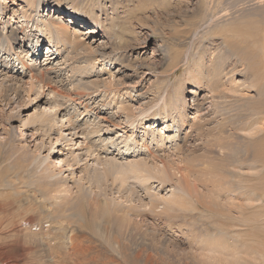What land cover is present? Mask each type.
<instances>
[{
    "label": "bare ground",
    "instance_id": "1",
    "mask_svg": "<svg viewBox=\"0 0 264 264\" xmlns=\"http://www.w3.org/2000/svg\"><path fill=\"white\" fill-rule=\"evenodd\" d=\"M1 1L0 116L2 120L4 114L7 116L5 123L8 128L3 129L0 148L8 150L6 157L14 160L0 161V195L9 190L6 199L0 203V215L3 217L14 209L19 210L23 205L20 198L30 188L36 193L33 196L50 207L44 215L45 219L67 220L75 215L83 220L88 212L92 217L91 229L88 228L97 237L103 238L115 255L107 253L101 244L87 236L69 233L66 246L65 243L60 244L65 252L51 254L61 260L190 264L186 259L193 257L189 258L193 260L192 264H262L264 231L259 232V222L264 217L260 211L264 210V151L246 161L247 148L243 147V154H239L232 138L244 132L241 138H246L250 145H260L259 141L264 140V84L259 85L255 95H249L250 106L238 95L242 90L253 88L252 81L259 77L257 73H264V0H229L222 8L211 0H201L199 12L197 8L193 11L194 22L184 33L189 36V42L182 58L176 60L179 56L174 55L175 59L169 65L171 73L180 64L188 65L176 91L168 95L155 90L153 99L135 109L120 102L116 112L124 115L126 126L123 127H119L111 116H105V113H99L98 108L83 102H76L77 114L73 119L67 102L76 100L72 96L82 98L83 91L91 88L103 92L101 105L115 103L114 96L120 95L118 91L124 82L113 80L114 75L105 66L98 68V58L102 57L105 63L116 62L121 65L120 69H130L126 76L139 72L136 64L128 62L126 55L118 50V45L126 36L121 31L123 27L114 28L122 26L133 10L142 9V0H138L137 4L134 0H104L108 5H103L101 0H62L68 5L53 4L58 16L50 15L49 9L43 13V6L40 10L43 0H38L36 5L34 0H23L19 3L21 6L15 4L16 0ZM9 1L14 5L11 9L7 4ZM251 1H255L254 5L245 8V4ZM5 10L9 12L4 16ZM85 12L92 19L100 14L103 17L83 29L80 19L85 18ZM20 14H23L26 27L12 22ZM67 17L72 18L69 20ZM220 26L233 27L225 30L223 39L208 51L201 48L192 54V42L204 40L208 33ZM99 34L105 39L97 49H93L88 38ZM41 40L47 46V53L39 59L36 54ZM213 43L215 41H211V45ZM26 46H31L30 50L34 52L31 58ZM20 52L22 55L19 57ZM60 52H65V55L55 61ZM59 61L61 66L66 64L64 66L72 72L71 77L75 78L72 89L59 90L53 83L52 71L63 69H58ZM102 72H108L109 78L86 80V77L93 74L99 76ZM237 73L241 77L235 79L233 75ZM227 75L230 78L225 80ZM100 85L101 90L98 88ZM37 89L39 93L35 94ZM32 94H35L37 109L33 112L30 126L34 124L31 130L38 136L42 134L38 141L28 134L23 137V129L28 127L29 120L21 122V116L16 119L13 115L18 99ZM187 94L192 96L196 118L189 116L188 110L192 107L187 102ZM233 110H240L245 115L237 116ZM95 113L97 116H94ZM78 115L83 117L80 124L75 122ZM151 116L155 117L151 126L143 125L141 129L143 143L140 144L137 138H131L134 133L130 134L126 129L139 119L142 121ZM13 122L18 123L16 127ZM159 125H162L160 129L155 128ZM118 128H123L122 134L118 135L119 130L116 136H107V131ZM207 131L212 133L211 136ZM258 132H261L260 135L255 136ZM14 140L17 142L14 143ZM111 150L116 151L115 155L119 158L111 154ZM108 173L112 178L110 188L101 183ZM129 178L131 182L128 183ZM154 183L155 187L165 190L164 193L154 190ZM140 190L143 196L138 194ZM28 204L26 206L30 205L29 208L34 210L37 203ZM248 208L252 212L247 215L245 210ZM98 213L102 215L95 217ZM146 214L157 218L164 214L171 231L175 229L184 236L189 251L179 252L170 239L154 228L152 230L160 237L161 249L152 239L149 243L136 242L137 232L153 238L151 231L142 227L147 222ZM113 215L117 218L112 219ZM172 216L187 217L193 222L185 228V223L173 222ZM201 216L209 218L214 224L211 225L214 228L211 234L195 231V224ZM32 218L29 222L23 221L24 224L30 223ZM4 219L0 218L2 227ZM234 222L252 227V238L245 235L244 227L239 228ZM116 236L125 237L126 246L112 241L111 237ZM167 252H174L176 256L169 259Z\"/></svg>",
    "mask_w": 264,
    "mask_h": 264
},
{
    "label": "rangeland",
    "instance_id": "2",
    "mask_svg": "<svg viewBox=\"0 0 264 264\" xmlns=\"http://www.w3.org/2000/svg\"><path fill=\"white\" fill-rule=\"evenodd\" d=\"M34 1H35V5H36L38 0H34ZM55 2L64 4V5H68V3L66 1H62V0H43V3L41 5L40 10L42 9V6H43V8H44L43 13H45L46 6H49V4H47V3L54 4ZM101 2L104 3L103 5H108L107 1L104 2V0H101ZM200 2H201V0H169V1L168 0H142V4H144V6H142V9L133 10L131 13H129L130 14V15H128L129 18H125V21L122 24V26L119 25V26H115V28H114V30H117V28L120 29L121 27H123L121 29V31L126 36L123 38V42H121L120 45H118V50L123 52L126 55V59L128 62H134L136 64V67H137L139 72L137 74H134V75L126 76L127 73H130V69L126 68L124 70V67H121V69H120L121 65H119V64L117 65L116 62H112L110 64L109 63L110 61H107L105 63L102 61V59H101L102 57L98 58V60L96 61L98 68L105 66L106 68H108L109 73L114 75L115 78H113V80L116 81V79L117 80L120 79L121 81L124 82L123 87H120L119 91H118V92H120V95L114 96V102L115 103L111 104L110 106L101 105L102 102H100V101L103 98V96H102L103 92H100L99 90H93L91 88L89 90L86 89L85 91H83L84 94H83L82 98L78 97V96H72V97L76 98V100L74 102L68 101L67 102V109L73 115V119L75 118V115L77 114L76 108L78 106V103H76V102H83V103L89 104L90 106H93L94 108H98L99 113H103V114L105 113V116H111V119L119 127H123V126H126V124L124 123V119H123L124 115L122 113L116 112V111H118V105L120 104V102H123V104H126L130 108L135 109L136 106H139L142 103H145L148 99H150V100L153 99V96L156 95L155 90H159L160 94H168V95L171 94V95H173L174 92L176 91V87H177L179 80L181 78H183V75L187 71L188 65L186 64L187 65L186 66L185 64H180L174 73L170 72L169 65L171 64L173 59H175V58H173L174 55L179 56L178 58H176V60L182 58V52L186 48V46L188 45V42H189V38H188L189 36L188 35L185 36L184 33H186V31L190 28L191 22H194L193 21L194 20L193 11H196V8H197V13L199 12L198 7L200 6ZM211 2L214 5L219 6V8H222V7L227 6V3L229 2V0H211ZM254 2L255 1L247 2L245 4L246 5L245 8H247V7L251 8V5H254ZM11 3L12 2H10V1H9V3H7L8 6L10 7V9L14 6ZM19 3H23V0H16L15 1V4H19ZM134 3L137 4L138 0H134ZM19 5L21 6V4H19ZM51 6H53V5H51ZM55 6H57V4ZM252 7H254V6H252ZM187 8H189V9H187ZM248 10L249 9H247V11ZM8 12L9 11H6L5 13H3V15L4 16L7 15ZM86 13L87 12H85V16H84L85 18L80 19V21H82V24L80 27L83 29L86 28L87 26H90L94 23H97L98 18L103 17L100 14L98 16V18L92 19L91 16L87 15ZM22 15L20 14L19 16H16L17 20L12 21V22L16 26L18 25V26L26 27L27 24L24 23L25 20L22 18ZM50 15H51V13H50ZM234 15H236V13H234ZM66 19H70V18L67 17ZM253 20H254V17H253ZM71 23L72 22H70L69 25ZM231 27H233V26H220L219 28L214 29V32L208 33L207 38H205L204 40H200L198 42H197V40H194L192 42L193 43L192 54L198 52L201 48L202 49L205 48V50L208 51L209 48H212L214 46V44H216L217 42H220L221 39H223V37H224L223 32H225V30H227L228 28H231ZM31 30H33V29H31ZM100 34H101V32H100ZM100 34L95 35L93 37L89 36V38H88V40H90V43L92 44L93 49H95V48L97 49V46L99 44H102L101 41H103L105 39V38H102V35H100ZM211 37H213V38L210 40ZM220 37H222V38H220ZM111 40H113V38ZM211 41H215V43H213L211 45ZM30 48H31V46L25 47V49H28V50H30ZM40 50H41V52H40ZM210 50H212V49H210ZM105 51H109V49H106ZM131 51H132V53L129 54ZM31 53L33 54L34 52L31 50H30V52H28V55H30V58H31ZM38 53H39V55H38ZM154 53H155V55H152ZM44 54H46L45 48L41 47L37 51L38 58L42 59V57L45 56ZM207 54H208V52H207ZM21 55H22V52L19 53V57ZM64 55H65V52H60L54 58L55 61L57 59H61ZM26 60H29V59H26ZM233 61L234 60L232 59V63H233ZM53 63L55 64L56 62H53ZM59 63H61V62L59 61L57 63V65ZM54 64H53V66H54ZM64 65H66V64H64ZM64 65H62V66H61V64L58 65L59 66L58 69L63 68L64 70L60 69L58 72H55V70L52 71L53 76H54V80H55V82H53V83H55L54 85L59 90H64V89L66 90L67 88L72 89L74 87V84H75L74 83L75 78L71 77L72 75H70V74H72V72L69 71L67 69V67H65ZM239 68H240V66L237 67V69H239ZM109 73L108 72H105V73L102 72V73H100L99 76H96V74H93L91 77H86V78H88L86 80H90V79L91 80H93V79L94 80H96V79H98V80L102 79L103 80V79H106L107 77L109 78V76H108ZM55 75H56V77H55ZM257 76H259V77H257L256 80L252 81V83L254 84L252 89H248V90L246 89V90H242V91L240 90L241 92L238 93L239 98L242 99L243 101H245V104H248V106L251 105V103L249 102L250 98H248L249 95H255V93H256L255 90H257L259 85L264 84V73H257ZM233 77L235 79L236 78L238 79L241 76L237 73V74H234ZM229 78L230 77H228V75H227L225 80H228ZM98 88H100V90H101L102 89L101 85ZM187 88L190 89L191 87H187ZM34 91H35V94L39 93L38 92L39 89L34 90ZM166 91H167V93H166ZM87 92H88V94H87ZM0 94H1V90H0ZM35 94H32L29 97L23 95L22 98L18 99V102L16 103V108L13 111L14 112L13 115L16 119H18L17 118L18 116H21V118H22V120H20L21 122L23 120H26V119L29 120V121L27 120L28 121V123H27L28 127L23 129V132H24L23 137H25V135L28 134V136L30 135V137H32V138L34 137L38 141L40 139V137L42 136V134L40 136H38V134L36 132L31 130L33 127H35V125L32 124L30 126V124L32 123L31 119H32L33 112L35 109H37V103H36L37 101H35ZM86 94H87V96H86ZM199 96L201 97L202 93ZM115 98H117V99L115 100ZM186 99H187L189 106L192 107L191 109L188 110L189 116H193L196 118L195 114H197V112H195L196 109H195L194 105H192V102H191L192 96L190 94H187ZM154 109H157V107H155ZM233 114H235L237 116H244L245 115L240 110L239 111L233 110ZM4 116H5L4 120H2L3 117L0 116V140L2 139V137L4 135L3 129L8 128L6 123H5L7 116L5 114H4ZM94 116H97V113H95ZM237 116H235L236 120H237ZM82 118H83L82 115H80V116L78 115V117L76 118L77 120L75 119L76 121L75 120L74 121L76 123L80 124L83 122ZM154 118H155L154 116H151L149 119H145L142 121H141V119H139V121H137L136 124H134V123L132 124V127H127L128 129H126V130L128 131V133H130V134L134 133V137H131V138H137V141H141L140 135H141V129H142L143 125L145 127L146 126L148 127L149 125L151 126ZM91 119H93V116H91ZM144 121H145V124H143ZM148 121H149V123H148ZM89 123H91V122H89ZM17 124H18L17 122H13V126L15 125V127L17 126ZM81 126H83V125H81ZM161 127H162V125H159L158 127L156 126L155 128L160 129ZM119 130H120V132H118ZM122 130H123V128H118L116 130L114 129V130L107 131L106 134H107V136H111V135L116 136L117 132H118V135L122 134V132H123ZM16 131H17V128H16ZM108 132H110V134H108ZM172 132H174V128H172ZM16 133H17L16 137L18 138L19 132L17 131ZM169 133H171V132H169ZM206 133H209L210 136L212 134L209 131H207ZM260 133L261 132L256 133L255 136L260 135ZM130 134H127V135H130ZM243 135H244V132H239L238 136H236L235 138H232V143L234 145L238 146L237 152L239 154H243V149H244L243 147L247 148L248 157H247L246 161H249V158L251 159L252 157H255L258 152L264 151V140L259 141L260 145H250L251 142H248V140L246 138H241V137H243ZM246 136H248V134ZM13 142L15 143V142H17V140H14ZM141 143H143V142L141 141L140 144ZM197 143H198V140H197ZM121 145H119V146H121ZM111 152H112V150H111ZM6 153H9V151L8 150L6 151L5 149L0 148V161H13L14 159H10V158L6 157V155H7ZM115 153H116V151H113L111 154H113L116 158H119V155H115ZM259 168L260 167L258 166V169ZM262 170L264 171V166H263ZM100 172H102L101 169H100ZM101 175H102V173H101ZM23 177H26V174H23ZM111 180H112L111 175H110V173H108L104 179L102 178L101 183H103L105 186L110 188L112 186ZM129 182H131L130 178L128 179V183ZM153 185H154V187H153L154 190L164 193L165 190L161 189L158 186L155 187L156 183H154ZM116 186H117V184H116ZM8 191L9 190H5L4 191L5 195H3V196L0 195V203H2L4 201V199H6L5 196L8 194L7 193ZM26 191L22 194V196H21L22 199L20 198L21 202H23V205L25 204L24 206L21 204V207L19 208V210L14 209V210H12V212L14 211L13 213L10 211L8 214L5 213L3 217H2V215H0V218H5L4 220H2L4 223L3 227H2V225H0V233H1L0 234L1 235L0 236V240H1L0 241V246H1L0 247V251H1L0 264H127V263L120 262V261L119 262L118 261L113 262V263H109V262L104 263L103 259L98 260V261H90V262L80 260L81 261L80 262V261H73L70 259L69 260H61L58 257H53L51 255L52 252L56 251L57 254L59 252L60 253L65 252V248L60 246V244L62 245L65 243L64 245L66 246V238L68 235H70L69 233H71V235L78 233L79 236H85V237L87 236L89 239H92L95 243L101 244V247H103V249L106 250L107 253H109L110 255H115V254H113L111 252V248L103 241V238L97 237V235H95L93 232L90 231V229H91L90 225H91V218L92 217H91V215L89 216L88 212L84 215V217H82L83 220H81V216L76 217L75 215H72V217L68 218L67 220H65L63 218H56V220L52 219V218L45 219V217H44L45 213H47L50 210L49 205L42 204L43 203L42 199L36 198L35 196H33V195H36V193H33L31 188H30V190H26ZM140 193H141V196H143V192L141 190L138 191V194H140ZM26 198H28L29 200H27ZM33 201H34V203H37V204H35L37 209L35 208L34 210L29 208V207H31L29 204L30 203L33 204ZM27 204L29 206H26ZM25 206L27 209H25ZM38 207H40V208H38ZM260 211L264 214V210H260ZM34 212H36V213H34ZM251 212H252V209H250V208L245 210V214H247V215L250 214ZM18 213H19V215H17ZM143 213H146V212H143ZM232 213H234V212H231V216H234ZM106 214H109V213H103V215H106ZM101 215L102 214L98 213V214H96L95 217H100ZM15 216H17L18 219ZM31 216L32 217L34 216V217L32 218ZM35 216L38 217L39 219L35 218ZM118 217H121V216H118ZM145 217L147 218V222L142 227L149 229L153 235V238L145 237L142 233L137 232L136 239H135L136 242L141 243V244L143 242L149 243L150 239H152V241L156 244V246L159 247L160 246V244H159V242H160L159 238L160 237L157 236L156 235L157 233L152 230V228H154L162 236L170 239L174 243V245L177 246L176 249H179V252L180 251H182V252L183 251H185V252L189 251L190 247H188V244L185 241L186 239L184 238V236H182L181 234H178V231H176L175 229H172L173 231H171V229L167 223V220H165L166 217L164 214L162 216H159L158 218H157V216H155L153 214L152 215L146 214ZM14 218H16V219H14ZM30 218H32L33 220L30 221V223L24 224V222L28 221ZM111 218L116 219L117 216L113 215V216H111ZM172 218H173V222L175 221L178 223H182V222L185 223L186 224L185 228L189 227L188 224L193 222L187 217L186 218H176V217L172 216ZM261 218H262V220H260V222H259V225H260V231L259 232L260 233H262L264 231V217L262 216ZM7 220L8 221L12 220L11 221L12 223L10 221L8 223ZM84 220L86 221V223ZM18 221H19V223H18ZM210 222H211V220L209 218L207 219V217L201 216V218L199 220H197V222L195 224L196 225L195 231H200L203 234H206V233L211 234V232L214 231V228L211 225H214V224H211ZM7 223L9 224V226ZM234 224H236L239 228L244 227L243 229H245V231H244L245 235H247L249 238H252L251 232H250L252 227H250V226L245 227L242 225V222H241V225H239V222H234ZM9 227H12V228H9ZM31 227H32V229H30ZM3 228L5 230H2ZM26 228H28V229H26ZM109 229L110 228L108 227V231H109ZM10 232H12V233H10ZM217 232H218V230L216 231V233ZM9 233L12 235H10ZM8 234H9V236H7ZM262 236L264 238L263 234H262ZM13 237H14V239H13ZM111 239H112V241H118L120 245L126 246V244H127V240L124 242L125 237L116 236V237H111ZM246 239H247V237H246ZM2 240L3 241L5 240V241L3 242ZM53 243H55V244H53ZM8 244H9V246H8ZM168 248H170V247H168ZM158 249H161V248L159 247ZM193 249L198 250L196 248H193ZM160 252H161V250H160ZM168 256H170V257H168ZM172 256L174 258L176 256V254H174V252L173 253L167 252V257L169 259H172L171 258ZM189 258L192 259L193 257H189ZM189 258H187L186 260L190 264H192L193 260H191ZM262 264H264V260H263Z\"/></svg>",
    "mask_w": 264,
    "mask_h": 264
}]
</instances>
